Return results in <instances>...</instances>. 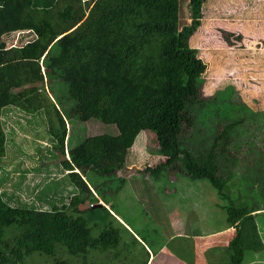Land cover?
Returning <instances> with one entry per match:
<instances>
[{
	"label": "trees",
	"instance_id": "1",
	"mask_svg": "<svg viewBox=\"0 0 264 264\" xmlns=\"http://www.w3.org/2000/svg\"><path fill=\"white\" fill-rule=\"evenodd\" d=\"M188 2L191 22L182 26L180 0H0V107L5 100L22 112H41L44 101L36 99L34 108L18 85L45 86V79L67 85L69 95L58 96L49 85L54 102L44 113L52 151L67 156L60 164L77 190L69 203L50 210L13 207L0 193V264H23L34 253H66L60 246L87 262L91 250L117 249L122 232L131 235L133 245L139 243L113 202L127 184L118 173L144 130L156 135L160 152L168 156L146 173L153 181L174 173L181 184L212 186L221 200L212 210L225 211V224L236 232L225 248L229 264H243L245 249L260 236L256 219L264 216V195L259 205L243 190H264V153L255 164L239 157L248 152L242 151L245 145L264 149L263 141H251L264 136V126L248 125L256 113L235 100L234 87L212 97L203 94L207 65L190 40L202 26L207 0ZM11 34H20L19 46H7ZM24 34L31 38L21 43ZM230 37L223 32L228 44ZM17 67L28 69L13 70ZM1 71L10 81L1 80ZM73 119L115 125L117 133L87 135L76 126L73 134L67 127ZM177 182L166 181L165 193ZM234 195L237 204H226ZM92 226L102 229L96 237Z\"/></svg>",
	"mask_w": 264,
	"mask_h": 264
},
{
	"label": "rangeland",
	"instance_id": "2",
	"mask_svg": "<svg viewBox=\"0 0 264 264\" xmlns=\"http://www.w3.org/2000/svg\"><path fill=\"white\" fill-rule=\"evenodd\" d=\"M188 1L180 0L182 26L191 22ZM203 15L202 27L194 35L192 44L190 40L191 46L199 49V56L207 65L203 75V94L205 97H212L217 91L234 87L235 100L245 103L256 113L255 122L253 125L248 122V125L254 128L256 125L258 128L264 126V0H207ZM223 32L231 34L230 44L224 40ZM21 37V43L26 37L31 38L27 34ZM5 41L8 45H19L20 34H11ZM26 69L28 68L17 67L13 70ZM3 74L4 78L1 80L5 79V83L10 81L4 72ZM49 85L56 96L64 91L69 95L68 87L63 81L45 79V86L18 85V90L16 89L28 94L34 108H38L36 99L43 100L44 103L39 105L41 112H22L6 106L5 100L0 107V131L5 139V155L0 157V193L13 207L50 210L52 205L69 203L73 193L77 191L70 182L67 171L60 164L59 152L52 151L53 144L44 113V106L46 108L54 102ZM67 122L68 131L73 134L77 133L76 126L82 133L87 132V135L117 133L115 125L100 121L82 123L73 119ZM251 141L264 142V136L252 138ZM246 149L248 152H243L239 160L255 164L263 159V156L258 155L264 153V149L258 151L256 146L250 149L246 145L242 146V151ZM167 159L168 156L159 150L156 135L144 130L130 149L125 168L118 173L127 180V184L115 197V211L131 234L133 230L136 231L137 234L133 236L139 243L133 245L131 235L122 232L123 241L117 249L105 252L91 250L87 262L60 246L66 253L58 251L55 256L34 253L23 264H55L57 259L67 264H144L147 260V264H182L177 259H166L167 254L173 252V257L177 254L188 260L189 253L193 250L212 253V247L216 243L217 246L219 243L224 244L228 237H222L220 241H216L214 237L212 243L208 244L204 237L192 240L190 236L196 230L210 231L217 228L226 220L225 211L219 207L213 210L211 208L221 200L216 198L217 192L212 186L206 183L193 185V182L188 186L187 182L181 184L177 182L178 177L174 173H170L169 178L163 175L159 176L158 181H153L146 173V168L156 167ZM242 165L247 169V163ZM168 180L178 184L177 187H171V193L164 191V183ZM243 194L247 199L253 195L251 202L260 205L259 197L264 195V190L254 191L249 188L243 190ZM238 198V195L231 196L225 203L236 205ZM176 219L181 222L177 228L172 222ZM101 231L99 227H91L93 237L98 236ZM167 241L171 243L166 244ZM163 246L166 251L161 249ZM222 255L226 256L225 250Z\"/></svg>",
	"mask_w": 264,
	"mask_h": 264
},
{
	"label": "crops",
	"instance_id": "3",
	"mask_svg": "<svg viewBox=\"0 0 264 264\" xmlns=\"http://www.w3.org/2000/svg\"><path fill=\"white\" fill-rule=\"evenodd\" d=\"M193 37L191 38V44H192ZM7 46L11 47L12 44L11 45L9 44ZM256 221L258 222V225H259V235L260 236H257V238L254 239V243L245 249L243 264H264V216H262L261 218H257ZM172 222L175 223L176 228L179 227V224L181 223L178 219L173 220ZM201 231L202 233L200 235L198 236L191 235L192 237L190 236V238L194 240L196 239L195 237H199V238L204 237V239H206V243L211 244L212 238L215 237L216 241L217 240L220 241L222 237L226 236L228 237V241L225 242L224 244L219 243L218 246L216 243V246L212 247V253H209V254H206L203 252L202 253L196 252L195 250H193L192 252L189 253L190 255L188 257V260L183 259L182 256H179L177 254H175L176 257H173L174 253L171 252L167 248L169 250L168 252H171L172 254H167L166 259H177V260L182 261V264H186V263L187 264H222V263L225 264L229 262L230 256L226 255L225 257H223L222 252L225 250V248L228 245H230L231 241L233 240V237L235 236V233H236L235 229L232 228V226L230 225H226L225 221L223 220L219 227L214 228L210 231H204V229H201ZM257 245H258V248L256 249ZM253 246L255 248H253ZM165 248L166 247L162 248L163 251H166ZM164 264H167V263L164 262Z\"/></svg>",
	"mask_w": 264,
	"mask_h": 264
},
{
	"label": "water",
	"instance_id": "4",
	"mask_svg": "<svg viewBox=\"0 0 264 264\" xmlns=\"http://www.w3.org/2000/svg\"><path fill=\"white\" fill-rule=\"evenodd\" d=\"M59 155H60V158H59L60 163H61L62 161H64V160L67 159V157L64 156V155H62L60 151H59ZM99 206H104V203L101 202V203L99 204Z\"/></svg>",
	"mask_w": 264,
	"mask_h": 264
},
{
	"label": "clouds",
	"instance_id": "5",
	"mask_svg": "<svg viewBox=\"0 0 264 264\" xmlns=\"http://www.w3.org/2000/svg\"><path fill=\"white\" fill-rule=\"evenodd\" d=\"M14 46H19V45H14V44H12V46H11V47H14Z\"/></svg>",
	"mask_w": 264,
	"mask_h": 264
}]
</instances>
